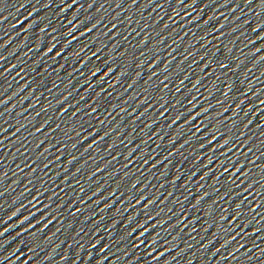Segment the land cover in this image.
<instances>
[{
    "label": "water",
    "instance_id": "95a60500",
    "mask_svg": "<svg viewBox=\"0 0 264 264\" xmlns=\"http://www.w3.org/2000/svg\"><path fill=\"white\" fill-rule=\"evenodd\" d=\"M261 57L264 0H0V264H264Z\"/></svg>",
    "mask_w": 264,
    "mask_h": 264
},
{
    "label": "snow or ice",
    "instance_id": "6c2138e0",
    "mask_svg": "<svg viewBox=\"0 0 264 264\" xmlns=\"http://www.w3.org/2000/svg\"><path fill=\"white\" fill-rule=\"evenodd\" d=\"M72 2L73 3H75V0H72ZM133 2H134V0H133ZM23 5H21V7H22ZM29 15H31V13H29ZM205 23H207V21H205ZM29 27H31V25H29ZM93 27H95V25H93ZM256 27L257 28H260L261 27V25L258 23L257 25H256ZM86 31H87V29H86ZM75 37H73V39H74ZM143 43V42H142ZM55 47V44H52V45H50L48 48H47V52H49V53H51L52 51H53V48ZM257 51H259V49H257ZM56 55L57 56H59L60 55V52L58 51V52H56ZM261 59H264V57H261ZM220 67H225V65L223 64V63H221V65H220ZM108 71H111V69H108ZM97 72H99V68H94L93 69V75H95ZM106 74V73H105ZM139 73H137V75H138ZM196 83H199V81H197ZM196 85L194 84L193 85V87H195ZM193 99H195V98H193ZM0 103H2V102H0ZM240 103H243V101H240ZM195 105H193V107H194ZM236 107L237 108H239V103L236 105ZM92 111L93 112H95L96 111V109L95 108H93L92 109ZM208 111V109L207 108H202L201 109V112H204V113H206ZM73 115H75V112L73 113ZM161 115H163V113H161ZM197 115H199V113H197ZM233 115H235V113H233ZM175 119H179V115H177V117L175 118ZM173 123H175V120H173ZM43 125H41V127H42ZM37 130H39V129H37ZM197 131H199V129H197ZM218 135V133L217 132H213V135H212V137H211V140H215L216 139V136ZM211 140L209 141V143H211ZM93 143H95V141H93ZM229 143V139H224L223 140V145H227ZM223 145H218V147H222ZM92 145L90 144L89 145V147H91ZM204 145L203 144H201L200 145V147H203ZM73 147H75V145H73ZM146 162V161H145ZM210 162V161H209ZM225 171H227V169H225ZM195 173H193V175H194ZM208 175V173L207 172H205L204 173V176H207ZM204 177L202 176L201 177V179H203ZM142 199H144V197H143V195H141L138 199H137V203H139V201L140 200H142ZM200 199H203V197H201ZM152 203V201L151 200H149L148 201V204H151ZM200 203V200H197V204H199ZM241 203H243V201H241L240 203H237L236 204V214L238 215L239 214V212H240V207H241ZM147 206V205H146ZM13 215H15V212H13ZM233 218H235V217H233ZM25 219H27V217H25ZM225 219V217L223 216V215H221L220 217H218V222L219 221H223ZM136 227L137 228H141V231H140V236H143L144 234H145V232H147L148 231V229L146 228V227H143L142 225H136ZM135 229H133V231H134ZM233 239H234V237H233ZM97 243H98V241H97ZM93 247H95V244H93L92 245ZM223 246V245H222ZM101 251H104V249L103 248H101ZM99 264H103V261H100L99 262ZM166 264H167V262H166ZM189 264H190V262H189Z\"/></svg>",
    "mask_w": 264,
    "mask_h": 264
}]
</instances>
